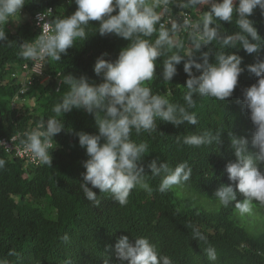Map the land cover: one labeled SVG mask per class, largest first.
Segmentation results:
<instances>
[{
  "label": "trees",
  "instance_id": "16d2710c",
  "mask_svg": "<svg viewBox=\"0 0 264 264\" xmlns=\"http://www.w3.org/2000/svg\"><path fill=\"white\" fill-rule=\"evenodd\" d=\"M25 2L20 15L4 25L8 41L0 42V140L12 142V138L19 136L16 143H21L26 132L43 131L41 123L56 116L52 109L68 91V86L60 81L62 75L71 73L77 78L85 75L90 82L100 83L102 78L93 71L96 59L108 53L105 59L114 61L129 43L114 35L100 36L99 22L91 21L85 29L88 40H77L60 61L46 58L41 74L31 70L28 85L25 65L31 66L33 62L23 59L19 53L21 44L31 42L41 33L36 14L52 8L54 26L56 19L70 16L77 6L74 0L71 4L68 0ZM149 3L157 5L156 11L161 15L173 6V11L181 9L177 8L178 0H149ZM188 8L198 20L209 10V5ZM236 18L234 13L232 23L222 22L221 32L227 35L239 32ZM249 19L264 38V14L257 8ZM155 38L156 34L151 37L153 41ZM178 39L184 45L179 50L184 55L192 43L188 30H181ZM237 49L223 47L217 41L201 49L211 52L210 62L221 52H235L243 57L241 67L245 70L232 97L220 101L194 94L196 107L190 111L197 115L196 125L185 123L177 127L157 119L155 132L137 135L133 130V141L149 145L140 163L149 175L147 182L153 191L149 194L142 188H134L126 205H120L110 193H100L98 189H93L100 201L98 205L84 196L80 184L86 171L83 161L88 157L76 133L98 134V130L94 116L83 109H73L56 117L64 123V130L52 139L55 145L50 150L51 165L20 157L5 143L0 144V158L6 161L4 169L0 170V261L6 264H109L116 258L120 262L114 253L121 236H128L132 242L135 238L151 237L155 243H160L156 239L164 235V240L175 241L176 247L191 254L192 248L203 241L194 238L193 229L198 228L211 243L234 249L236 256L232 264H264V218L258 220L255 212L241 216L234 204L224 207L214 195L221 184L233 185L226 171V165L236 159L230 148L229 134L244 136L250 141L254 132L249 113L242 104L243 89L257 82L258 77L246 66L256 63L257 59L264 60V48L258 57ZM166 58L157 59L156 74L144 86L150 87L154 94L166 96L172 103L184 105L189 77L181 62L173 80H163L160 73ZM195 58L199 61V52ZM193 73L200 74L195 69ZM23 94L33 98L34 104L24 101ZM203 131L221 132L222 142L200 147L183 143L185 135ZM249 147L255 151L251 145ZM153 160L167 162L172 168L187 161L192 169L190 180L166 193L159 192L160 178L151 177L148 168ZM237 199L243 197L237 196ZM66 234L67 241L63 239ZM192 237L188 248L187 241Z\"/></svg>",
  "mask_w": 264,
  "mask_h": 264
},
{
  "label": "clouds",
  "instance_id": "9594fccd",
  "mask_svg": "<svg viewBox=\"0 0 264 264\" xmlns=\"http://www.w3.org/2000/svg\"><path fill=\"white\" fill-rule=\"evenodd\" d=\"M68 2L71 4L73 0ZM74 3L77 7L73 14L56 19L51 29H42L34 40L20 45L19 55L23 59L32 61L37 69L46 58L60 61L77 40H88L85 29L91 21L99 22L100 36L114 35L129 43L114 61L105 59L108 53H102L96 59L93 71L102 78L100 83L90 82L85 75L78 78L71 73L62 75L60 81L68 86V91L52 109L56 116L41 123L43 131L24 133L21 144L40 163L51 165L50 150L55 145L52 139L64 130V123L56 117L73 109L92 114L98 134L76 133L79 145L88 157L83 161L86 171L82 174L80 187L85 198L94 204L100 203L93 190L98 189L100 193H110L123 206L128 203L134 188H142L149 194L153 191L147 182L149 175L140 163L149 151V145L133 141V130L137 135L155 132L158 130L157 119L177 127L185 123L196 125L197 115L190 111L196 107L194 94L220 101L232 97L245 70L241 67L243 57L235 52H221L214 55V62H210L211 52L201 49L217 41L232 49L239 45L237 50L243 49L258 57L264 48V38L249 17L257 8L264 14V0H178L180 10L173 11V6L162 15L156 11L157 5L149 0H74ZM25 4V0H0V42L8 41L4 25L20 15ZM202 4H208L209 10L196 20L188 7ZM183 12H190L192 19L184 17L181 20ZM234 13L240 31L233 35L222 33V22L232 23ZM169 16L172 21L166 26L162 22ZM185 29L192 43L187 53L181 55L179 50L184 45L178 39V33ZM197 52L200 53L199 61L195 58ZM162 57L167 58L163 60L160 76L169 82L183 62V70L189 77L184 105L172 103L166 96L154 94L150 87L144 86L146 81L154 78L157 59ZM246 67L258 77L255 84L243 89L242 99L254 132L250 141L244 136L229 134L230 148L236 159L226 165V171L235 188L232 184H221L214 195L220 205L234 204L241 216L255 212L259 220L264 218V60L257 59L256 63ZM193 69L200 74L195 75ZM31 73V68L27 69L28 85ZM221 134L219 131L193 133L185 135L183 143L193 147L211 145L214 141L221 143ZM249 145L255 151H251ZM5 165L6 161L0 158V170ZM148 168L151 177L160 178L157 190L161 193L185 184L192 173L187 161L172 168L167 162L153 160ZM237 196L243 199L238 200ZM193 233L194 238L203 241L192 248L191 254L176 247L175 241L164 240L162 234H158L162 239H156L160 243H155L151 237L135 238L132 242L128 236H121L115 244L116 255L114 253L120 262L115 258L109 264H232L236 256L233 248L211 243L198 228H194ZM63 239H69L67 234ZM192 241L193 237L187 241L188 248ZM220 250H223L221 254L218 253ZM107 260H110L109 256ZM0 264L6 262L0 261Z\"/></svg>",
  "mask_w": 264,
  "mask_h": 264
},
{
  "label": "built area",
  "instance_id": "2783aa9c",
  "mask_svg": "<svg viewBox=\"0 0 264 264\" xmlns=\"http://www.w3.org/2000/svg\"><path fill=\"white\" fill-rule=\"evenodd\" d=\"M51 13H52V8H49L47 11L45 12H39L36 14V24L37 26L40 28V30L42 31V29L44 28H48V29H51L53 27V23H52V19H51ZM181 20L184 18V17H188L190 19H192V15L190 12H183L181 15ZM172 21V18L171 16H169L167 18L166 21H163L162 23H164L166 26ZM42 63V66H43V63L44 61L41 62ZM25 68L32 71H35V72H38V73H41V68L37 69L34 67V64L30 67L29 64L25 65ZM19 136H15L14 138H12V142H8L6 140L4 141H1L2 143H5L7 148L9 150H12V151H15L16 154H18L20 157H28V158H32V159H36L32 156L31 153H28L24 150L23 146L21 143H16V141L18 140ZM0 143V144H2Z\"/></svg>",
  "mask_w": 264,
  "mask_h": 264
},
{
  "label": "rangeland",
  "instance_id": "374dc122",
  "mask_svg": "<svg viewBox=\"0 0 264 264\" xmlns=\"http://www.w3.org/2000/svg\"><path fill=\"white\" fill-rule=\"evenodd\" d=\"M16 21H18V19H16ZM23 100L28 102L29 105L34 104L35 100L33 98H31L30 96L23 94Z\"/></svg>",
  "mask_w": 264,
  "mask_h": 264
}]
</instances>
